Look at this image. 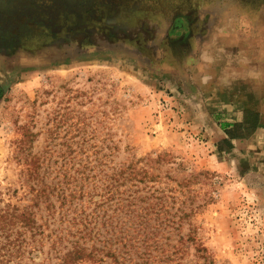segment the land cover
<instances>
[{"label":"rangeland","instance_id":"1","mask_svg":"<svg viewBox=\"0 0 264 264\" xmlns=\"http://www.w3.org/2000/svg\"><path fill=\"white\" fill-rule=\"evenodd\" d=\"M119 170L146 264H264V0H0V206Z\"/></svg>","mask_w":264,"mask_h":264},{"label":"trees","instance_id":"2","mask_svg":"<svg viewBox=\"0 0 264 264\" xmlns=\"http://www.w3.org/2000/svg\"><path fill=\"white\" fill-rule=\"evenodd\" d=\"M118 173L120 170L95 201L98 193L92 196L84 189L68 190L62 183L41 180L31 189V204L23 208L10 203L0 206V264H77L84 260L104 264L107 259L114 264L149 263L160 244L141 239L142 234L147 237L146 217L133 214L130 206L125 210L122 193L114 189ZM42 203H46L47 213L39 222ZM136 222L138 225L132 226ZM160 225L152 235L158 233ZM141 247L145 249L141 251ZM173 248L171 252L162 249L164 259L181 251L178 245Z\"/></svg>","mask_w":264,"mask_h":264}]
</instances>
